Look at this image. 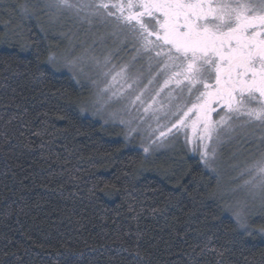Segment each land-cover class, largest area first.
Returning <instances> with one entry per match:
<instances>
[{"label":"trees","instance_id":"obj_1","mask_svg":"<svg viewBox=\"0 0 264 264\" xmlns=\"http://www.w3.org/2000/svg\"><path fill=\"white\" fill-rule=\"evenodd\" d=\"M31 2L0 0V264H264L198 156L154 165L90 113Z\"/></svg>","mask_w":264,"mask_h":264},{"label":"snow or ice","instance_id":"obj_2","mask_svg":"<svg viewBox=\"0 0 264 264\" xmlns=\"http://www.w3.org/2000/svg\"><path fill=\"white\" fill-rule=\"evenodd\" d=\"M45 6L57 15L72 12L89 24L96 20L110 26L113 35L124 36L125 46L131 38L132 60L149 61L147 81L143 73L130 71L132 64L117 66L106 58L96 103L103 107L126 100L122 110L142 111L141 123L157 122L156 139L183 134L206 168L222 133L249 125L264 129V0H46ZM64 63L75 76L83 60L65 57ZM78 70L85 71L83 66ZM119 123L131 121L121 117ZM138 130L139 125L131 129ZM249 171L253 188L259 189L253 199L259 195L264 210V152ZM248 207L226 210L241 236L253 235Z\"/></svg>","mask_w":264,"mask_h":264},{"label":"rangeland","instance_id":"obj_3","mask_svg":"<svg viewBox=\"0 0 264 264\" xmlns=\"http://www.w3.org/2000/svg\"><path fill=\"white\" fill-rule=\"evenodd\" d=\"M45 2L46 0H32L31 8L34 14L31 16L38 21L53 49L52 54L56 57V61L53 62L55 68L72 74L86 87L87 94L91 97L90 113L102 121H108L107 123L122 125L125 129V137L131 143H135L143 152L145 147L149 149L146 154H150L154 165L162 166L170 158L180 157L184 151L187 152V148L200 159L199 153L193 151V145L185 141L183 134L179 136L169 134L168 137L156 139L159 133L158 131L153 132L152 129L157 128V122L149 119L141 123L142 111L137 112L136 109H132L130 112L122 110L127 103L126 100H114L103 107L96 103L98 86H102L104 82L100 73L105 70L104 61L106 58H111V63L117 66L126 63L132 64L130 71L143 73L142 79L144 82L147 81L149 61L139 57L136 61L132 60L131 38H128L127 46H125L124 36L120 33L113 35L110 26L96 20L89 24L72 12L57 15L54 10L45 6ZM65 57L82 58L83 63L78 65L75 76L65 67ZM152 65L154 68L155 59H153ZM80 66L84 67V73L79 72ZM92 80H96L98 83L93 84ZM161 99L164 100L165 104L168 103L164 93L161 94ZM114 113L117 114L115 119ZM121 117L126 122L131 121V123L120 124L119 119ZM214 118L218 119L215 114ZM160 123H166L163 116ZM149 124L151 128H149ZM138 125V131H131ZM214 146L216 150L214 158H210L211 168L207 169L212 170L211 172L217 179L220 198L226 210L247 203L251 223L264 225V210L261 209L259 195L253 199V194L258 193L259 189L253 188L252 184L256 181H252L253 173L249 171L253 161L259 159L261 153L264 152V129L254 125H249L243 129L237 127L233 132L222 133L220 142ZM202 165L204 166L203 163ZM258 179L259 177H257ZM248 181H252V183H247ZM262 229L264 230L263 227Z\"/></svg>","mask_w":264,"mask_h":264}]
</instances>
